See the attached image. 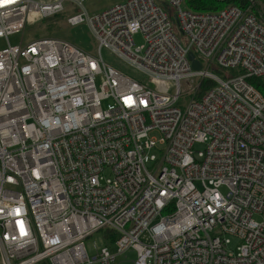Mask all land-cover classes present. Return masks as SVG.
<instances>
[{
  "label": "built area",
  "instance_id": "2783aa9c",
  "mask_svg": "<svg viewBox=\"0 0 264 264\" xmlns=\"http://www.w3.org/2000/svg\"><path fill=\"white\" fill-rule=\"evenodd\" d=\"M87 1L0 0V264H114L129 250L133 264H264L255 0L208 13L127 0L92 17ZM66 4L83 10L67 22L88 27L96 54L56 38L9 43ZM103 231L116 253L90 254Z\"/></svg>",
  "mask_w": 264,
  "mask_h": 264
},
{
  "label": "rangeland",
  "instance_id": "374dc122",
  "mask_svg": "<svg viewBox=\"0 0 264 264\" xmlns=\"http://www.w3.org/2000/svg\"><path fill=\"white\" fill-rule=\"evenodd\" d=\"M126 1L127 0H89L84 4V9L87 14L92 17L105 10L118 6ZM156 1L158 4H165L164 0ZM82 12L83 10L72 8L71 4H66V9L62 14L38 22L34 25H29L23 33L10 36L9 43L12 46H19L21 44H29L38 39L56 38L60 40H65L75 46H78L88 53L96 54V42L90 34L88 27L86 25L71 27L67 22L68 17L80 14ZM134 41L136 46H142L144 44V40L141 35L136 36L134 38ZM6 46L7 41L5 39H0V50L5 48ZM102 57L106 64L118 69L123 74L132 77L133 79H137L139 82L144 84L149 82L145 76L141 75L137 70L125 64L124 62H120L118 58L110 54V52H108L107 50H104L102 52ZM96 84L97 87L100 88V86L102 85L101 77L97 78ZM197 148L202 149L201 146H197ZM155 154L158 155L159 153L155 151ZM221 191L223 193L226 192L224 188ZM129 229L130 226L126 228V230ZM109 234V231H103L101 233H97L95 236L90 238L87 242L88 252L90 254H96L97 251L102 250L107 246L111 254H115L116 252L114 246L107 244L104 238V235ZM237 245L238 241L236 239H233V248H235ZM136 259V253L132 250H129L126 251L125 254L119 256L114 264H133Z\"/></svg>",
  "mask_w": 264,
  "mask_h": 264
},
{
  "label": "trees",
  "instance_id": "16d2710c",
  "mask_svg": "<svg viewBox=\"0 0 264 264\" xmlns=\"http://www.w3.org/2000/svg\"><path fill=\"white\" fill-rule=\"evenodd\" d=\"M184 4L185 7L192 12L208 13L217 12L227 7H238L240 9H246L248 7L249 0H184ZM252 12L257 18H261L264 20V0H256L255 5L252 8ZM219 73L224 77L226 76V73L224 72L219 71ZM229 73L231 75H237L236 72ZM250 83L256 86L262 93H264V91L257 86L255 81L251 80ZM211 84L212 83L210 81H204L198 92V97H201L207 91L208 87ZM112 237L114 239V236ZM113 239L112 241H114Z\"/></svg>",
  "mask_w": 264,
  "mask_h": 264
},
{
  "label": "water",
  "instance_id": "95a60500",
  "mask_svg": "<svg viewBox=\"0 0 264 264\" xmlns=\"http://www.w3.org/2000/svg\"><path fill=\"white\" fill-rule=\"evenodd\" d=\"M189 59L192 62V68L194 70H197V71L201 70L202 66H201L200 62L195 59V56L193 53L189 54Z\"/></svg>",
  "mask_w": 264,
  "mask_h": 264
}]
</instances>
